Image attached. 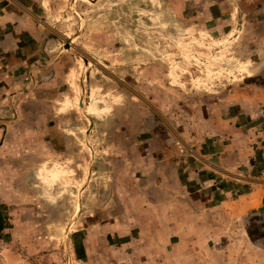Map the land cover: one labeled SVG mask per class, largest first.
Wrapping results in <instances>:
<instances>
[{
  "label": "rangeland",
  "instance_id": "obj_1",
  "mask_svg": "<svg viewBox=\"0 0 264 264\" xmlns=\"http://www.w3.org/2000/svg\"><path fill=\"white\" fill-rule=\"evenodd\" d=\"M209 8V0L46 1L43 10L55 27L51 35H62L65 44L74 38L71 48L79 52L71 49L78 59L69 65L72 76L59 78L57 91L64 98L74 96L67 109L81 145L78 161L60 168L47 162L45 148L27 145L26 134L15 142L16 128L10 126L7 139L0 128V264L7 253L19 257V264H264V236L258 235L264 213L257 211L263 208L264 151L253 155L259 168L247 174L244 194L237 189L218 197L181 193L172 180L160 179L166 168L156 157L145 164L147 154L139 144L142 111L158 107L177 123L197 102L254 81L240 77L239 67L229 74L211 61L234 32L228 42L236 40L238 51L227 55L251 59L254 77L259 51L253 35L247 37L251 22L236 27L211 17ZM88 22L89 32L81 37ZM187 54L189 60L183 61ZM98 60L107 67L99 62L98 68ZM86 62L88 80L84 77L81 89L75 83L81 82ZM205 65L216 71L209 76ZM91 71L105 93L128 95L126 109L107 101L112 107L107 114L87 117ZM52 106L57 121L56 103ZM27 107L33 125L43 128L49 108L38 102ZM23 116L25 125L31 117ZM93 117L98 120L87 139ZM50 169H55L52 177L40 176Z\"/></svg>",
  "mask_w": 264,
  "mask_h": 264
},
{
  "label": "crops",
  "instance_id": "obj_2",
  "mask_svg": "<svg viewBox=\"0 0 264 264\" xmlns=\"http://www.w3.org/2000/svg\"><path fill=\"white\" fill-rule=\"evenodd\" d=\"M46 1L0 0V128L4 134L6 132L5 139L10 134V126L16 128L17 133L15 129L11 135L15 142L20 135L26 134L27 145L45 148L43 153L47 162L56 161V165L63 168L75 159L78 161V146L81 145L78 141L81 134L77 133L78 128L69 117L67 109L73 103L74 96L64 98L57 88L60 87V77L72 76L69 65L77 61L75 52L78 51L72 48L75 52L71 50L69 55L61 53L67 39L62 35H51L52 32L54 34L55 27L48 23V13L43 10ZM209 1V14L216 20L228 19L236 27H243L251 22L247 37L253 35L255 48L259 51L258 69L252 77L251 59L241 61L228 56L238 51L235 50L236 40L228 42V38L234 33L230 32L224 39L225 43L221 41L227 46L216 56H212V63H221L222 69L229 74H235V68L239 67L242 69L240 77L254 81L251 84L229 87L221 95L197 102L191 115L177 123L169 121L168 116L161 113L158 107H155L153 113L142 111L140 114L143 115L138 117L141 137L139 144L147 154L145 164H149L151 157H156L159 164L166 168L160 179L166 178L169 182L172 180L181 193L222 197L228 192H235L232 190H241L239 193L244 194L247 174L257 172L255 167L259 168L258 158L253 155L260 157L264 151V0ZM88 27L89 22L81 37L88 34ZM180 43L181 41L177 45ZM189 58L187 54L183 61ZM99 62L107 67L98 60V68H101ZM88 65L87 62L84 75L89 71ZM204 71L210 76L216 70L205 65ZM84 75L81 82L79 80L75 83L81 89H84V77L85 82L88 80V76ZM94 75L91 71L89 78L93 83L90 86L92 92L87 117L107 114L112 108L107 101L126 109L127 100L130 99L128 95L125 92L113 95L114 91H110L112 96L105 93L104 83L102 85ZM79 99L81 100V96ZM36 102L49 108L48 120L41 119L42 123L45 122L41 129L33 125L35 117L27 113V106ZM53 103H56L54 114L57 121L51 115ZM83 106L86 107V103L83 102ZM24 114L27 118L31 117L25 125L22 122ZM129 119L132 120L133 117ZM92 120L93 126L89 133L91 138L98 119L93 117ZM123 123L127 124L126 118ZM89 127L88 123L86 131ZM92 147L95 151L93 145ZM54 173L55 169H50L40 176L50 178ZM169 188L172 192L177 191L170 186ZM12 194L16 199L13 190ZM33 227L36 228V224ZM33 236L36 238V233ZM9 255L7 253L3 257L5 264H19V257L14 260Z\"/></svg>",
  "mask_w": 264,
  "mask_h": 264
},
{
  "label": "water",
  "instance_id": "obj_3",
  "mask_svg": "<svg viewBox=\"0 0 264 264\" xmlns=\"http://www.w3.org/2000/svg\"><path fill=\"white\" fill-rule=\"evenodd\" d=\"M86 27V24H85V26L83 27V29L82 30H84V28ZM74 41V38L73 39H71V41H70V43H67V44H65L64 45V48H63V50L61 51V53H63V52H69V51H71V43ZM85 76V75H84ZM81 93H82V96H81V99H82V103H81V107L83 106V98H84V96H83V91L81 90ZM92 123H93V120L91 119V121H90V123H89V125H90V127L88 128V130H87V137H89V133H90V130H91V125H92ZM91 162H93L94 161V153L92 152L91 154ZM90 175H91V168L89 169V174H88V179L87 180H89V178H90ZM88 182V181H87ZM257 211H259L260 213H264V199H263V208H260V209H258ZM255 212V210H253V211H250V214H252V213H254ZM2 229V227H0V230Z\"/></svg>",
  "mask_w": 264,
  "mask_h": 264
},
{
  "label": "flooded vegetation",
  "instance_id": "obj_4",
  "mask_svg": "<svg viewBox=\"0 0 264 264\" xmlns=\"http://www.w3.org/2000/svg\"><path fill=\"white\" fill-rule=\"evenodd\" d=\"M258 235H260V237L264 236V223L263 226H261L258 230Z\"/></svg>",
  "mask_w": 264,
  "mask_h": 264
},
{
  "label": "bare ground",
  "instance_id": "obj_5",
  "mask_svg": "<svg viewBox=\"0 0 264 264\" xmlns=\"http://www.w3.org/2000/svg\"><path fill=\"white\" fill-rule=\"evenodd\" d=\"M76 54V53H75ZM77 55V54H76ZM86 65H87V62H86ZM81 103H82V101H81ZM83 107V106H82Z\"/></svg>",
  "mask_w": 264,
  "mask_h": 264
}]
</instances>
